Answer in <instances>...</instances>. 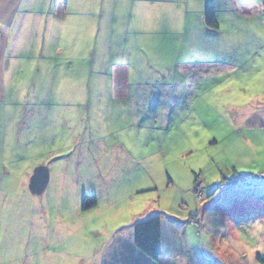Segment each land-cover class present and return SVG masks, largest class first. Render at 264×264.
<instances>
[{
  "label": "rangeland",
  "instance_id": "1",
  "mask_svg": "<svg viewBox=\"0 0 264 264\" xmlns=\"http://www.w3.org/2000/svg\"><path fill=\"white\" fill-rule=\"evenodd\" d=\"M253 1L218 21L235 36L129 1L112 3L107 19V0H79L73 15L67 5L47 34V63L25 68L0 101V264H86L100 226L104 235L154 212L177 219L169 234L188 241L197 264H264V231L250 235L263 209L221 235L186 221L200 202L187 194L194 180L264 174V14L247 15ZM37 166L48 182L32 194ZM86 194L97 206L82 210ZM236 233L248 247L222 251Z\"/></svg>",
  "mask_w": 264,
  "mask_h": 264
},
{
  "label": "crops",
  "instance_id": "2",
  "mask_svg": "<svg viewBox=\"0 0 264 264\" xmlns=\"http://www.w3.org/2000/svg\"><path fill=\"white\" fill-rule=\"evenodd\" d=\"M127 1L136 3L137 10L143 5L142 13L146 16L150 14L153 18L154 15H159L168 20H187L193 14L201 26H204L201 29L208 34L214 32L237 35L234 27L222 29L218 21L235 20L246 14L237 8L239 0H107L105 19L112 3L120 2L123 6ZM70 2V13L73 15L80 3L79 0H70L68 4ZM68 4L58 0H0V101H5L8 96L5 85L14 83L18 76L26 72L25 68L37 67L39 72L45 59L47 63V34L61 28ZM208 4L213 6L215 12L218 25L216 29L204 22V5ZM247 5L251 10L247 15L264 14V0H255ZM54 52L60 54L62 49L56 47ZM232 171V177H222L221 180L218 178L215 182H205L204 179L201 181L202 187L206 183L210 189L201 188L204 191L202 198L197 197L200 202L196 207L188 208V223L193 221L196 228L206 230L209 235L213 231L221 235L225 224L238 223L242 218L250 221L254 217L253 207L258 214L259 209L264 211V174L259 175L256 182L255 178L250 180V176L244 180L247 175L236 172L234 168ZM193 192L195 190L191 185L187 188V194L192 195ZM255 199L259 202H255ZM239 211H243L244 215ZM156 216L160 223V256L154 260L136 246L134 225ZM175 223L177 219L154 212L134 215L129 220L114 223L111 228L105 226L104 235L101 234L100 226L98 238L93 242L94 247L83 261L86 264H181L184 257L188 264H197V255L188 249V241L170 236L172 229L178 231ZM190 230L192 232L191 228ZM229 245L233 247L231 243ZM203 251L208 250L206 248Z\"/></svg>",
  "mask_w": 264,
  "mask_h": 264
},
{
  "label": "trees",
  "instance_id": "3",
  "mask_svg": "<svg viewBox=\"0 0 264 264\" xmlns=\"http://www.w3.org/2000/svg\"><path fill=\"white\" fill-rule=\"evenodd\" d=\"M204 22L211 28H217V21L213 6L208 4L204 10ZM197 181V180H195ZM201 188V187H200ZM195 192L197 190L194 188ZM201 191V189H200ZM202 195V191H201ZM97 199L93 194H86L81 201V209L87 210L96 207ZM134 240L140 251L151 259H158L160 256V223L159 217H151L134 225ZM257 258L264 263V258L257 255Z\"/></svg>",
  "mask_w": 264,
  "mask_h": 264
},
{
  "label": "water",
  "instance_id": "4",
  "mask_svg": "<svg viewBox=\"0 0 264 264\" xmlns=\"http://www.w3.org/2000/svg\"><path fill=\"white\" fill-rule=\"evenodd\" d=\"M48 169L44 166H37L30 177L29 189L32 194H41L48 182Z\"/></svg>",
  "mask_w": 264,
  "mask_h": 264
},
{
  "label": "clouds",
  "instance_id": "5",
  "mask_svg": "<svg viewBox=\"0 0 264 264\" xmlns=\"http://www.w3.org/2000/svg\"><path fill=\"white\" fill-rule=\"evenodd\" d=\"M253 229L254 230L250 233L251 236H255L258 232L264 231V225L256 223L253 225ZM236 236L238 237V239L231 242L233 245L232 248L229 247V242L226 241L223 244L221 250L223 251L226 249L228 252H232L233 255H235L242 247H248V240L245 237L240 236L239 233H236ZM233 249H235L236 251H233ZM249 255H251V250H249Z\"/></svg>",
  "mask_w": 264,
  "mask_h": 264
},
{
  "label": "bare ground",
  "instance_id": "6",
  "mask_svg": "<svg viewBox=\"0 0 264 264\" xmlns=\"http://www.w3.org/2000/svg\"><path fill=\"white\" fill-rule=\"evenodd\" d=\"M195 183H198V181H196ZM196 185V184H195ZM199 186L201 187V183H199ZM199 187V188H200ZM196 189V188H195ZM197 190V189H196ZM198 192L200 193V196H198ZM197 197L199 198V199H201L202 198V195H201V191H200V189H198L197 190Z\"/></svg>",
  "mask_w": 264,
  "mask_h": 264
},
{
  "label": "built area",
  "instance_id": "7",
  "mask_svg": "<svg viewBox=\"0 0 264 264\" xmlns=\"http://www.w3.org/2000/svg\"><path fill=\"white\" fill-rule=\"evenodd\" d=\"M199 183H196V185H195V188L198 190L199 189ZM198 196H200V193L198 192ZM191 223H194L193 221H191Z\"/></svg>",
  "mask_w": 264,
  "mask_h": 264
},
{
  "label": "snow or ice",
  "instance_id": "8",
  "mask_svg": "<svg viewBox=\"0 0 264 264\" xmlns=\"http://www.w3.org/2000/svg\"><path fill=\"white\" fill-rule=\"evenodd\" d=\"M118 227H119V225H118Z\"/></svg>",
  "mask_w": 264,
  "mask_h": 264
}]
</instances>
